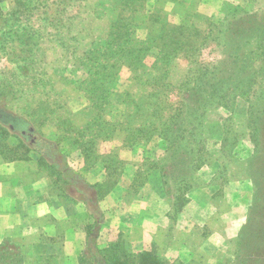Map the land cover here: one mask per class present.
I'll use <instances>...</instances> for the list:
<instances>
[{
	"label": "rangeland",
	"instance_id": "374dc122",
	"mask_svg": "<svg viewBox=\"0 0 264 264\" xmlns=\"http://www.w3.org/2000/svg\"><path fill=\"white\" fill-rule=\"evenodd\" d=\"M106 1L0 0V108L28 120L37 138L58 143L68 167L82 172L92 184L106 178L112 181L126 176L127 179V175L134 174L136 182L128 197L131 204L136 194L145 189L151 175L160 171L153 166L164 153V143L160 138H153L148 144L133 146L123 143V134L113 133L105 139L95 133L99 131L101 118L96 115L98 109L90 107L85 81L90 51L96 49L98 37L109 29L104 17L111 15L112 10L104 14L98 6ZM172 1L147 0V3L151 8L164 9L174 23L181 19L192 22L201 14L218 24L225 17V6L240 17L257 13V17L247 19L248 28L264 22V0H184L181 5H174ZM103 14V18L94 19ZM198 23L205 25L203 21ZM146 35L147 30L137 32L138 38ZM260 41L255 36L250 38V44L261 52ZM206 56L210 58L208 52ZM187 70L186 62H182L175 70V81H180ZM132 76L129 67H120L111 87V103L102 118L113 122L123 119L127 111V90H137L131 84ZM248 78L251 76H244ZM234 86L228 90L229 100H226L230 107L214 104L205 113L204 135L209 138L202 154L210 165L191 175L192 185L186 191L189 202L184 213L180 212L183 213L180 219L169 218L161 228L163 232L156 233L153 243L158 245L167 262L182 260L176 251H170L178 246L185 249L187 256L194 255L196 264H207L209 260L201 257L207 255L203 248L210 237L216 246L212 264H264V95L259 94L257 98L254 95L264 89V77L256 87L246 81ZM259 108L263 113L259 112V140L255 142L249 137L256 127L250 125V116ZM93 117L97 124L94 119L90 123ZM105 159L111 166H120L123 160L117 176L108 174ZM15 160L31 161L35 175L50 176L56 181L57 190L74 200L80 198L61 166L55 167L41 158L21 132L0 121V162ZM183 169H178L168 184L162 176L171 207L177 194L185 188L180 190L184 184L178 181L186 173ZM138 180H144L145 184L138 186ZM202 195L212 201L211 220L207 219L209 210L201 212L195 201Z\"/></svg>",
	"mask_w": 264,
	"mask_h": 264
},
{
	"label": "trees",
	"instance_id": "16d2710c",
	"mask_svg": "<svg viewBox=\"0 0 264 264\" xmlns=\"http://www.w3.org/2000/svg\"><path fill=\"white\" fill-rule=\"evenodd\" d=\"M98 6L104 14L112 11L111 15L105 14L108 32L95 42L97 47L90 51L86 69L90 107L97 108L96 115L101 118L99 131L95 133L105 139L111 138L113 133L123 134V143L133 146L148 144L153 138L163 141L164 153L154 164L153 167L157 166L155 170H160L166 184L178 169L184 168L186 172L178 178L179 183L184 184L179 189L185 188L175 197L169 217L176 221L189 202L186 191L192 185L191 175L210 165L202 154L209 138L204 135L207 108L214 104L228 108L229 89L244 81L254 87L263 80L264 22L248 28L247 19L258 14L236 16L227 9L228 6L223 11L224 19L218 24L201 14H197L192 22L183 19L171 22L164 9L149 7L147 0H107ZM102 10L98 13L101 14ZM104 14L94 16V19L103 18ZM200 21L205 25H199ZM138 30H147L145 38L137 37ZM252 36L261 40V52L250 44ZM153 50L156 52L151 54ZM207 52L210 58L206 56ZM182 62H186L188 70L180 81H175V70ZM257 63H261L260 66ZM121 66L133 71L131 84L137 90H127V111L122 120L113 122L102 116L108 111L111 87ZM246 75L251 79H244ZM247 94L250 95V91ZM259 94L264 95V89L254 93L256 98ZM259 112L263 113L259 108L250 116V125L256 127L249 137L255 142L259 140ZM93 119L97 124L96 117L90 123ZM25 121L29 125L28 120ZM34 149L53 166H61L74 192L85 202L94 219L88 225L82 264H196L194 259L167 262L156 243L144 251H135L124 234H119L117 240L100 249L96 240L104 213L99 202L114 189L118 178L90 183L82 172L68 167L65 154L52 140L37 138ZM108 161L104 160L108 174L117 176L123 160H120V166L113 167L107 164ZM139 180L137 185L143 186L145 179ZM13 242L7 239L0 246V264H22L24 254Z\"/></svg>",
	"mask_w": 264,
	"mask_h": 264
},
{
	"label": "crops",
	"instance_id": "0c3cea01",
	"mask_svg": "<svg viewBox=\"0 0 264 264\" xmlns=\"http://www.w3.org/2000/svg\"><path fill=\"white\" fill-rule=\"evenodd\" d=\"M174 1V5L184 4V0ZM31 166L29 160L0 162V246L7 239L17 241L24 254L22 264H82L88 225L94 219L81 198L74 200L57 190L56 181L48 175H35ZM162 176L160 171L154 172L131 204L128 197L133 193L134 174L127 179L120 177L114 189L101 199L104 219L96 240L100 249L124 234L135 251L141 252L155 241L157 232H163L172 207ZM195 201L201 212L209 210L207 219L211 220L210 198L202 195ZM183 213L178 214V220ZM214 247L209 237L203 248L207 255L201 257L209 260L207 264H212ZM172 250L184 261L195 259L178 246Z\"/></svg>",
	"mask_w": 264,
	"mask_h": 264
},
{
	"label": "flooded vegetation",
	"instance_id": "af4514ba",
	"mask_svg": "<svg viewBox=\"0 0 264 264\" xmlns=\"http://www.w3.org/2000/svg\"><path fill=\"white\" fill-rule=\"evenodd\" d=\"M0 121L9 125L13 130L21 132L22 136H25L33 146L36 144L37 136L23 118L13 116L0 108Z\"/></svg>",
	"mask_w": 264,
	"mask_h": 264
}]
</instances>
